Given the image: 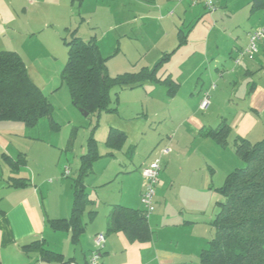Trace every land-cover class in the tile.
I'll return each mask as SVG.
<instances>
[{"label": "crops", "instance_id": "1", "mask_svg": "<svg viewBox=\"0 0 264 264\" xmlns=\"http://www.w3.org/2000/svg\"><path fill=\"white\" fill-rule=\"evenodd\" d=\"M215 1L217 9L210 12L202 4L191 8L155 6L154 0H0V52H17L26 63L75 33L86 41L96 39L109 71L113 56L103 55L96 32L105 30L113 37L116 32L117 37L129 40L145 36V45L133 49L141 52L138 58H130L134 69L109 72L111 76L153 72L141 86L114 89L115 110L104 112L114 118L107 119V130L101 137H95L94 127L86 147L81 144L80 167L72 182L65 176L67 169L61 166V156L52 169V151L40 149L34 156L39 168H34L23 146L27 128H36L44 118L49 119L52 129L59 130L54 107L50 116L41 118L34 127L0 119V264H87L99 233L107 237L101 264H201V253L214 236L211 223L215 219L206 216L213 198L212 186L222 178L219 174L227 177L241 166L228 152L230 131L226 146L202 134L223 122L232 129L226 115L219 121V115L213 112L221 92L219 83L228 84L232 76H242L248 84L242 105L229 96L225 101L245 114L252 125L248 134L236 135L233 144L238 138L256 143L261 140H256L257 136L264 132V40L255 59L243 57L236 63L249 44L250 33L264 26V0ZM154 34L158 37L152 38ZM118 42L117 54L124 52L122 40ZM150 49H154V57L145 63L148 57L144 59L143 55ZM234 64L238 67L232 70ZM203 72L219 80L205 91L211 97L205 111L200 108L203 91L191 106L180 98L187 80ZM198 83H191V87L197 89ZM160 88L161 96L156 97L155 91ZM154 120L171 124V148L162 154L155 210L148 216L150 237L141 241L130 239L123 231L109 232V217L117 205L144 211L141 170L153 162L148 163L153 153L145 159L149 151L145 150L140 156V134L132 123L144 126ZM112 129L116 132L108 143ZM75 132L76 128L70 140L60 144L61 149H74ZM91 138L97 156L84 177L87 202L76 230L70 223L75 181ZM51 147L54 150L56 145ZM99 161L108 162L101 172L96 170ZM62 174L64 180L59 178ZM172 202L177 207H172Z\"/></svg>", "mask_w": 264, "mask_h": 264}, {"label": "trees", "instance_id": "2", "mask_svg": "<svg viewBox=\"0 0 264 264\" xmlns=\"http://www.w3.org/2000/svg\"><path fill=\"white\" fill-rule=\"evenodd\" d=\"M64 42L68 61L62 79L70 90L73 104L89 115L99 117L104 112L114 111V89L136 88L153 76V72L146 71L111 76L107 59L102 56L94 37L86 41L73 33L70 39L64 38ZM52 111L47 96L29 77L22 56L13 51L0 52V119L34 127ZM229 131V126L223 122L202 134L226 146ZM115 132L111 130L108 143L114 139ZM93 142L91 138L89 151L82 158L81 173L75 181L70 223L76 230L80 228L77 221L87 202L84 177L90 173L97 156ZM234 146L244 165L232 171L220 189L222 199L212 223L215 234L201 253V264H264V137L256 143L238 138ZM108 229L109 232L123 231L130 239L144 241L150 237L146 212L122 205L112 209Z\"/></svg>", "mask_w": 264, "mask_h": 264}, {"label": "rangeland", "instance_id": "3", "mask_svg": "<svg viewBox=\"0 0 264 264\" xmlns=\"http://www.w3.org/2000/svg\"><path fill=\"white\" fill-rule=\"evenodd\" d=\"M214 2L217 7V3L215 0ZM154 4L155 6L180 5V6H188L189 8H191V6L196 5V4H192L188 0H154ZM199 4L205 6L203 3H199ZM260 28H264V26ZM96 32L99 37V42H100L99 45L103 55L106 57L111 55L113 56V57L111 56L112 58H110L109 60V65H110L109 72L111 74L114 73L117 74L118 71H123L126 69H134L133 68L134 61H131L130 58L136 59L138 58V56H140L141 52L138 50L134 52L133 49H135L138 46L145 45L144 40H142L143 38H145V36L141 35L139 38H133L129 40L123 37L120 38L117 37L115 35L116 32H114V37L112 34L106 32L105 30H96ZM154 37H158V35L154 34L152 38ZM118 40H122L121 46L124 52L117 54L116 52L120 47ZM263 40L258 42L259 51H260L261 42H263ZM261 51L263 52V50ZM154 53H155L154 49H150V52H147V54L144 55L142 54L144 59L145 57H148V60L147 62L145 60V63H149V60L153 59ZM67 61H68V50L64 41H61L58 45L52 47L50 51L43 52V54L40 55L38 59L26 60V63L29 67L30 77L34 79L37 85L47 95L49 101L53 104L54 107L53 117L60 124V128L59 130L52 129L49 119L44 118L41 120V122L36 128H32V129L27 128L28 136H26L27 138L24 139L23 146L26 150H28V154L30 155V159H31V164L34 168H39L38 162L36 161L34 156L37 154V151L40 149L42 150L47 149L52 151L53 157L50 161V166H49L52 169L56 167V161L57 159L59 160L61 156V160H60L61 166L66 167V169H68L71 172L69 176L70 177L69 182H72L75 178L74 175L76 174V170L80 167L81 144L84 145V147H86L87 139L90 135L91 130L94 127H96L95 137L97 139L101 137V134L105 133V130H107V126H108V123H106L107 119L114 117H110L107 113H102L99 117L94 115H90L89 117L84 116L81 110L78 109L73 104L70 90L62 79V73L67 64ZM155 63L156 62H154L153 65H155ZM237 67L238 66L234 64L232 65L231 68L232 70H234ZM232 77L233 78L231 79L233 80H228V84L222 82L218 84L219 81L218 78L214 77L213 79H211L209 78V73H205V72H203L200 75L190 77V79L187 80L188 82L185 84L184 89L180 94V98H184L185 101H187V104L191 106V104H194L197 100H199L200 90L205 92L206 90L210 89V86L213 88L216 83L218 84L219 90L221 92L217 96L218 99L216 100V105L213 108V112L215 116L219 115L220 118L217 117L219 121L220 119H222L224 115L227 116L226 118L227 123L232 126V129L230 128L231 135H230V147H228V152L229 151L232 152V155H234V159L237 160V162H239L237 164L241 165L236 167H242L244 163L236 154L233 140L236 135L248 134L249 130L252 128V125L250 124L249 120L245 118L244 116L245 114L239 112L233 105H227L225 101L226 98L229 96L231 97L232 101L240 102V105H242L241 101L244 99L247 93L246 89L248 88L247 87L248 84L245 81L244 77L242 76H236V77L232 76ZM196 81H199L198 87L197 89H193L191 87V83L193 85L194 82ZM160 90L163 91V89L161 88L155 91L156 97L161 96ZM192 96L193 98H191ZM112 98L113 100H115V90L112 91ZM201 100H202V93H201L200 102ZM114 105H115V101L113 106ZM154 121L156 122H150L149 124L144 123V126H142L141 123H139V126L134 122L132 123V128L136 131L138 130V133L140 134L138 140V142L140 143V151H139L140 156L143 155L145 150H149L145 156V159L148 158L150 153H153V158L148 163H151L156 159H161L162 161L164 157L162 154L164 153L166 148H168L169 150L171 148L168 140L169 139L168 136H170L171 135L170 133L172 132L171 124L169 123L165 125L163 120L162 121L154 120ZM144 122H145V118H144ZM261 124L264 125L263 122ZM164 126H165V131H164ZM74 128H76V132L74 133L75 136L74 149L68 151H66V148L61 149L60 144L63 143V145H65L67 141L70 140V137L73 135ZM260 133H261L260 136H257V138L255 136L253 137H255L256 140L259 138L263 139L264 132L263 133L260 132ZM51 144L56 145V147H54V150L51 147ZM102 150L104 153L107 152V150L104 147H102ZM61 151H63V153H61ZM100 162L101 161H99V164H97L96 167V170L98 172L99 171L101 172L102 168L105 167V164L108 163L107 161L102 163ZM110 167L111 166H109V168ZM142 170H141V174H142ZM219 176L222 178H217L214 185L212 186L213 198H212L211 206L206 214L208 219H210V217L212 216V221L216 218V214L219 211L218 202L222 199V193L220 189L223 187L226 177L221 174H219L218 177ZM59 178H62V180H64L63 174L60 175ZM48 180H50V178ZM92 181H94V179H92ZM156 192H157V186H156ZM170 205L172 207H177L175 202H172ZM141 206H143L142 203ZM211 226H212V233L214 235L215 229L213 228L212 223Z\"/></svg>", "mask_w": 264, "mask_h": 264}, {"label": "built area", "instance_id": "4", "mask_svg": "<svg viewBox=\"0 0 264 264\" xmlns=\"http://www.w3.org/2000/svg\"><path fill=\"white\" fill-rule=\"evenodd\" d=\"M192 4L203 3L210 12H214L217 7L214 0H188ZM264 38V28H258L252 31L249 35L248 46L240 53L239 58L236 63L239 64L241 58L248 57L254 59L258 54V42ZM211 105V97L209 92L203 94L200 108L205 111ZM169 150L166 149L164 153H168ZM161 172V160H154L148 167L142 170V176L144 178V188L141 194V203L143 205L144 211L149 216L155 210V196H156V186L158 184L159 175ZM71 172L67 169L65 171V176H70ZM106 234L99 233L95 237V247L91 252L87 264H101L102 250L106 244ZM76 264V263H70Z\"/></svg>", "mask_w": 264, "mask_h": 264}, {"label": "water", "instance_id": "5", "mask_svg": "<svg viewBox=\"0 0 264 264\" xmlns=\"http://www.w3.org/2000/svg\"><path fill=\"white\" fill-rule=\"evenodd\" d=\"M80 110L84 114V116H88L89 115V113L87 111H84L83 109H80Z\"/></svg>", "mask_w": 264, "mask_h": 264}]
</instances>
